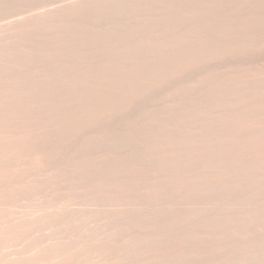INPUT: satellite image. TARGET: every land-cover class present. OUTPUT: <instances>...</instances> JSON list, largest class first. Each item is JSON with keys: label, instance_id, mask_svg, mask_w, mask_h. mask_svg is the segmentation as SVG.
<instances>
[{"label": "rangeland", "instance_id": "rangeland-1", "mask_svg": "<svg viewBox=\"0 0 264 264\" xmlns=\"http://www.w3.org/2000/svg\"><path fill=\"white\" fill-rule=\"evenodd\" d=\"M242 3L243 0H0V37L3 33L4 36L7 33L9 38L12 37V40L7 36L0 38L2 44H0V63L3 66H0V92L4 93L5 91L4 94H0V98L8 95L5 96V100H2L3 103H5L4 101L6 103L3 106L0 103L1 111L5 110V115L0 112L3 114H1L2 117L0 116L2 118H0V122L5 123H1L4 128L10 125L6 129L0 126V133L1 130L4 131L0 134L2 138L4 137L3 139L0 137V142L3 140L0 147L4 145L3 148H5L7 145L11 150L15 145H18L11 150L12 152L9 151L10 153L7 146L5 148L7 151H3L5 150L3 148L0 149V152L6 156L0 153V182L4 181L3 185L0 183V191H2L0 193H7L3 196L0 194L2 197L0 202L8 199L0 203L2 204L0 205V211H2L0 212V224L9 226L2 227L0 225L2 232V234L0 232L2 236V238L0 236V242L4 243L2 239L9 241L5 240L4 246L0 243V247L3 249L0 248L2 250V252L0 250V256H2L0 264H41V262L42 264H59L60 262H62L60 264H264V169H262L264 154H261L264 153L262 147L264 146V136H262L264 133V110H261L264 109V27H260L264 25V0H257L256 3L254 0H244ZM233 10L234 12H232ZM52 13H57L55 15L57 19L53 18ZM56 21L60 26L55 23ZM247 21L250 22V25ZM29 22L32 24L30 25ZM53 22L55 25L52 24ZM15 27L21 31L12 33L15 32L13 31ZM247 29L248 31H246ZM250 31L253 33L251 34ZM235 34H238V37ZM250 37L251 39H249ZM3 39L6 40L3 42ZM212 43L215 44L214 47ZM198 44L202 46L200 47ZM228 46L231 48L230 50ZM228 51L231 53H227ZM173 55L176 56L173 57ZM192 60L194 61L190 62ZM5 68L8 72L10 69L11 72L14 71L16 76L11 72L9 74ZM131 68L133 70H130ZM149 68L152 69L149 70ZM2 69H4L3 72ZM161 70H164L163 73ZM96 72L101 76H97ZM84 74L87 75L84 77ZM138 74H142V77ZM12 75L13 77H11ZM150 75L152 78L149 77ZM27 76L28 78H26ZM107 77L108 79H106ZM137 77L140 78L137 79ZM15 78H18L16 82H14ZM25 78L31 81L28 82ZM99 82H102L101 86ZM29 83L34 86H30ZM64 83L68 87H65ZM38 84L41 85L38 86ZM95 84L97 89L94 87ZM91 85L92 87H90ZM18 86H22V89ZM24 87L25 89H23ZM106 87L109 90L105 89ZM41 89L45 92H42ZM95 89L96 91H94ZM23 90L29 93L26 94ZM63 90L64 92H62ZM95 94L96 97L99 95L97 99H95ZM49 95L53 97L51 98ZM25 100L30 103H25ZM97 102L99 103L96 105ZM61 103L62 105H60ZM17 104L19 108H17ZM25 105L30 106L25 108ZM5 106L8 110L3 109ZM30 107H33L31 112ZM17 109H21L22 113ZM60 111L61 114H59ZM16 114L18 115L16 116ZM32 114L36 116V119ZM12 115L16 116L17 121ZM18 116L22 117L19 119ZM253 117L254 120H251ZM255 117H259L258 120H255ZM9 118L10 120L7 121ZM13 119L15 121L12 122ZM26 119H28L27 122ZM46 121L48 126L45 125ZM20 123H22L21 129ZM27 130L31 133H27ZM13 132L17 135L15 136ZM225 132H229V134ZM5 133L9 135V139ZM19 136H22V139L18 138ZM26 137L30 138L29 142L27 141L29 138ZM181 138L184 140L181 141ZM218 138L221 139L220 142ZM24 139L25 141H22ZM223 139L224 143H222ZM229 140L232 144H229L231 143ZM14 141L18 143L15 144ZM26 141L28 143L24 144ZM199 141L201 142L199 143ZM11 143L15 145L13 144L14 146L11 147ZM195 144L199 146H194ZM32 145L33 147H31ZM179 145H181L180 147L185 146L181 148L182 151H180ZM36 147H39L38 150ZM167 147L169 148L166 149ZM239 148L241 150H238ZM31 150H33L32 154L28 153ZM36 150L40 157L36 153L32 157ZM193 150L195 151L193 152ZM15 151L16 153H14ZM196 151L199 153L197 154ZM233 151L240 152V154H231L234 153ZM5 153L9 155L7 156ZM27 153L30 155H25ZM253 154H255L256 160H254ZM10 155L11 157H9ZM18 155L22 157L19 158L21 162H19ZM191 158H194L192 162ZM188 159L190 160L188 161ZM34 160L36 162L31 163ZM257 160H260V163L256 162ZM248 161L250 162L248 163ZM32 164L33 166L30 168ZM5 165L7 168L4 167ZM256 165L259 166V169ZM79 166L82 167L79 168ZM176 166L180 169H177ZM249 167L250 170L247 169ZM209 169L211 170L209 171ZM16 170L20 172V175ZM22 170L24 172H21ZM256 172L258 175L255 174ZM23 173H27L26 177H22ZM69 173L71 174L69 175ZM73 173H75L74 176H72ZM246 173L247 177H244ZM179 174H183V176ZM162 178L163 180H161ZM253 185L254 187H252ZM6 186L8 190H5ZM122 188L123 190H121ZM18 189L20 193L22 191L21 194L17 191ZM112 189L116 191L113 192ZM182 190L183 193H181ZM123 191L128 194L126 192L124 194ZM43 208L44 210H42ZM7 212L9 215L12 214L9 216ZM260 215L263 217L260 218ZM29 221L31 222L29 223ZM16 222L18 225L15 224ZM24 223L26 224L24 225ZM236 224L238 225L236 226ZM33 227H36L35 231H32ZM141 227L146 230L143 232ZM2 228H5L4 231L9 228L8 231L12 232L13 230V233L4 232ZM43 230L46 236L43 234ZM26 231H29L28 234ZM39 234L41 236L43 234L45 237L43 236V238ZM49 236L50 238H48ZM38 237L40 238L37 240H40L41 245L35 240ZM64 238L67 239L64 240ZM13 241H18V244ZM31 242L33 246L29 245ZM57 245L58 247H56ZM145 250L147 251L145 252ZM162 251L164 255L166 254L165 256ZM31 252L32 254H30ZM156 254H158L157 257ZM31 255L34 259L31 258ZM50 258L53 262L50 261ZM132 258L135 261L131 260ZM17 259L20 261L18 262Z\"/></svg>", "mask_w": 264, "mask_h": 264}, {"label": "bare ground", "instance_id": "bare-ground-1", "mask_svg": "<svg viewBox=\"0 0 264 264\" xmlns=\"http://www.w3.org/2000/svg\"><path fill=\"white\" fill-rule=\"evenodd\" d=\"M254 1H255V3H256L257 0H254ZM259 1H261V0H259ZM99 2H100V1H99ZM103 2H107V1H103ZM103 2H102V3H103ZM249 2H250V1H249ZM243 3H244V0H243ZM243 3H242V4H243ZM240 4H241V3H240ZM258 4H259V3H258ZM263 4H264V3H263ZM226 5H227V3H226ZM245 5H246V4H245ZM245 5H243V6H245ZM250 5H251V4H250ZM259 5H260V4H259ZM261 5H262V4H261ZM239 7L241 8L242 6H239ZM248 7H249V6H248ZM250 7H251V6H250ZM256 7H257V6H256ZM263 7H264V6H263ZM263 7H262V8H263ZM262 8H261V9H262ZM79 9H80V8H79ZM236 9H237V8H236ZM238 9H239V8H238ZM238 9H237V10H238ZM243 9H244V8H243ZM245 9H246V8H245ZM77 10H78V9H77ZM234 10H235V9H234ZM234 10H233L232 12H234ZM240 10H242V9H240ZM249 10H250V8H249ZM70 11H71V10H70ZM74 11H75V9H74ZM242 11H243V10H242ZM246 11H248V10L246 9ZM261 11H262V10H261ZM263 11H264V10H263ZM68 12H69V11H68ZM250 12H251V11H250ZM258 12H259V11H258ZM61 13H62V12H61ZM61 13H59V14H61ZM65 13H66V12H65ZM243 13H244V12H243ZM263 13H264V12H263ZM52 14H53V13H52ZM52 14H51V15H52ZM70 14H71V13H70ZM245 14H247V13H245ZM256 14H257V13H256ZM261 14H262V13H261ZM51 15H50V16H51ZM53 15H54L53 18H55V15H57V13H56V14H53ZM61 15H63V13H62ZM68 15H69V14H68ZM68 15H67V16H68ZM251 15H252V14H251ZM254 15H255V14H254ZM50 16H49V17H50ZM243 16H244V15H243ZM49 17H48V18H49ZM60 17H61V16H60ZM64 17H65V15H64ZM260 17H261V16H260ZM50 18H51V17H50ZM50 18H49V19H50ZM53 18H52V20H54V21H55V19H57V18H55V19H53ZM66 18H67V17H66ZM249 18H250V16H249ZM253 18H255V17L253 16ZM253 18H252V19H253ZM45 19L47 20L46 16H45ZM59 19H60V18H59ZM63 19H64V18H63ZM242 19H243V17H242ZM245 19H247V18H245ZM255 19H256V18H255ZM64 20H65V19H64ZM67 20H68V19H67ZM67 20H66V21H67ZM253 20H254V19H253ZM261 20H262V19H261ZM263 20H264V19H263ZM60 21H62V20H60ZM245 21H246V20H245ZM250 21H251V20H250ZM254 21H255V20H254ZM256 21L258 22V19H257ZM30 22L33 23V21H30ZM30 22H29V23H30ZM36 22H37V21H36ZM41 22H42V24H43V20H42ZM252 22H253V21H252ZM260 22H261V21H260ZM32 23H30V25H31ZM50 23H51V20H50ZM50 23H47V24H50ZM55 23H57V21H56ZM55 23L53 22L52 24L55 25ZM61 23H62V25H63V22H61ZM64 23H66V22H64ZM235 23H237V22H235ZM247 23H248V21H247ZM249 23H250V22H249ZM249 23H248V24H249ZM26 24H27V23H26ZM34 24H35V23H34ZM47 24H46V25H47ZM57 24H58V23H57ZM233 24H234V23H233ZM239 24H240V23H239ZM257 24H258V23H257ZM30 25H28V26H30ZM37 25H38V24H37ZM46 25H45V26H46ZM245 25H246V24H245ZM249 25H250V24H249ZM259 25H260V24H259ZM261 25H262V24H261ZM22 26H25V25L22 24ZM26 26H27V25H26ZM35 26H36V24H35ZM50 26L53 27V25H51V24H50ZM58 26H60V25L58 24ZM234 26H236V25H234ZM246 26H248V25H246ZM246 26H245V27H246ZM20 27H21V26H20ZM41 27H42V26H41ZM56 27H57V26H56ZM236 27H237V26H236ZM242 27H243V26H242ZM260 27L262 28V27H264V25H263V26H260ZM43 28H45V27L43 26ZM43 28H42V29H43ZM62 28H63V27H62ZM238 28H239V27H238ZM249 28H250V27H249ZM261 28H260V29H261ZM54 29H55V26H54ZM57 29H58V27H57ZM57 29H56V30H57ZM59 29H61V28H59ZM229 29H230V28H229ZM234 29H235V28H234ZM243 29H244V28H243ZM260 29H259V30H260ZM24 30L26 31V28H25ZM24 30H22V31H24ZM227 30H228V28H227ZM237 30H239V29H237ZM254 30H255V28H254ZM256 30H257V28H256ZM2 31L4 32V31H6V30H2ZM7 31H8V30H7ZM13 31H15V32H12V31H10V32H12V33H16V31L18 32V31H21V30H19V29H17V27H15V29H14ZM224 31H225V30H224ZM224 31H223V32H224ZM246 31H248V29H247ZM257 31H258V30H257ZM0 32H1V30H0ZM3 32H2V33H3ZM227 32H229V31H227ZM230 32H231V31H230ZM234 32H235V31H234ZM238 32H239V31H238ZM238 32H237V33H238ZM240 32H241V31H240ZM240 32H239V33H240ZM250 32H251V31H250ZM255 32H256V31H255ZM259 32H261V31H259ZM263 32H264V31H263ZM8 33H9V32H8ZM235 33H236V32H235ZM252 33H253V32H251V34H252ZM6 34H7V33H5V36H7ZM224 34H225V33H224ZM227 34H228V33H227ZM245 34H246V32H245ZM249 34H250V33H249ZM256 34H257V33H256ZM262 34H263V33H262ZM10 35H11V34H10ZM13 35H14V34H13ZM13 35H11V36H13ZM212 35H213V34H212ZM235 35H236V34H235ZM237 35H238V34H237ZM237 35H236V36H237ZM239 35H240V34H239ZM241 35H242V34H241ZM243 35H244V33H243ZM2 36H4V33H3ZM2 36L0 37L1 39H2ZM5 36H4V37H5ZM209 36H210V35H209ZM249 36H251V35H249ZM263 36H264V34H263ZM7 37L9 38L10 36L8 35ZM214 37H215V35H214ZM214 37H213V38H214ZM237 37H238V36H237ZM8 38H6V39L8 40ZM11 38H12V37H11ZM11 38H9V39H11ZM244 38H246L245 35H244ZM6 39H3V42H4V40H6ZM28 39H29V38H28ZM249 39H251V37H250ZM252 39H253V38H252ZM11 40H12V39H11ZM16 40H17V39H16ZM208 40H209V39H208ZM210 40H211V39H210ZM210 40H209V41H210ZM244 40H245V39H244ZM1 41H2V40H1ZM8 42H9V41H8ZM10 42H12V41H10ZM48 42H49V41H48ZM213 42H214V40H213ZM5 43H7V42H5ZM5 43H4V44H5ZM15 43H16V42H15ZM18 43H19V42H18ZM54 43H55V42H54ZM203 43H204V42H203ZM209 43H211V42H209ZM214 43H215V42H214ZM0 44H1V43H0ZM57 44H58V43H57ZM212 44H213V43H212ZM212 44H211V45H212ZM1 45H2V44H1ZM198 45H199V44H198ZM214 45H215V44H213V47H214ZM219 45H220V44H219ZM221 45H222V44H221ZM224 45H225V44H224ZM199 46H200V45H199ZM201 46H202V45H201ZM201 46H200V47H201ZM206 46H207V44H206ZM206 46H205V47H206ZM209 47H211V46H209ZM158 48H159V47H158ZM197 48H198V47H197ZM211 48H212V47H211ZM216 48H217V46H216ZM224 48L226 49L227 47H224ZM228 48H229V46H228ZM203 49H204V48H203ZM213 49H214V48H213ZM217 49H218V48H217ZM220 49H221V47H220ZM225 49H224V50H225ZM230 49H231V48H229V50H230ZM3 50H4V49H3ZM10 50H12V49H10ZM157 50H159V49H157ZM160 50H162V49H160ZM165 50H167V49H165ZM200 50H201V49H200ZM205 50L207 51L208 49L206 48ZM210 50H211V49H210ZM171 51H172V50H171ZM219 51H220V50H219ZM222 51H223V50H222ZM159 52H160V51H159ZM165 52H166V51H165ZM187 52H188V51H187ZM202 52H203V51H202ZM214 52H215V50H214ZM217 52H218V51H217ZM220 52H221V51H220ZM225 52H226V51H225ZM161 53H162V55H163V52H161ZM166 53L168 54V52H166ZM166 53H165V54H166ZM169 53H171V52H169ZM193 53H194V52H193ZM204 53H205V52H204ZM212 53H213V52H212ZM227 53H229V51H228ZM230 53H231V52H230ZM230 53H229V54H230ZM165 54H164V55H165ZM171 54H172V53H171ZM171 54H169V55H171ZM194 54H195V53H194ZM208 54H209V53H208ZM213 54H214V53H213ZM222 54H223V52H222ZM225 54H226V53H225ZM184 55H185V54H184ZM210 55H211V54H210ZM214 55H216V54H214ZM166 56H167V55H166ZM175 56H176V55H175ZM175 56L173 55V57H175ZM192 56H193V55H192ZM200 56H201V55H200ZM162 57H163V56H162ZM167 57H169V56H167ZM167 57H166V58H167ZM190 57H191V56H190ZM195 57H196V56H195ZM171 58H172V57H171ZM188 58H189V57H188ZM206 58H207V56H206ZM208 58H209V57H208ZM184 59H185V58H184ZM184 59H183V60H184ZM186 59H187V58H186ZM189 59H190V58H189ZM193 59H194V58H193ZM203 59H204V57H203ZM166 60H167V59H166ZM172 60H173V58H172ZM183 60H182V61H183ZM206 60H207V59H206ZM193 61H194V60H192V61H190V62H193ZM204 61H205V60H204ZM207 61H209V60H207ZM171 62H172V61H171ZM187 62L189 63V61H187ZM197 62H198V59H197ZM197 62H196V63H197ZM184 63H185V61H184ZM174 64H175V63H174ZM192 64H193V63H192ZM11 65H13V63H11ZM14 65H15V64H14ZM168 65H169V63H168ZM187 65H188V64H187ZM194 65H195V64H194ZM0 66H1V63H0ZM16 66H18V65H16ZM108 66H109V65H108ZM108 66H107V67H108ZM162 66H163V65H162ZM170 66H171V64H170ZM174 66H175V65H174ZM174 66H173V67H174ZM1 67H3V66H1ZM1 67H0V68H1ZM10 67L12 68V66H10ZM168 67H169V66H168ZM176 67H177V65H176ZM186 67L190 68L189 66H186ZM102 68H103V67H102ZM105 68H106V66H105ZM110 68H111V67H110ZM110 68H109V69H110ZM138 68H139V67H138ZM155 68H156V67H155ZM161 68H162V67H161ZM165 68H166V66H165ZM170 68H171V67H170ZM188 68H187V69H188ZM15 69H16V68H15ZM18 69H20V68H18ZM144 69L146 70L147 68H144ZM150 69H152V68H149V70H150ZM157 69H158V68H157ZM159 69H160V68H159ZM162 69H163V68H162ZM167 69H168V68H167ZM180 69H182V68H180ZM183 69H184V68H183ZM193 69H194V67H193ZM3 70H4V69H2V72H3ZM5 70H6V68H5ZM13 70H14V69H13ZM13 70H12V71H13ZM102 70L104 71V69H102ZM111 70H112V68H111ZM111 70H110V71H111ZM116 70H117V69H116ZM128 70H129V69H128ZM128 70H127V71H128ZM130 70H133V69L131 68ZM130 70H129V71H130ZM134 70H135V68H134ZM155 70H156V69H155ZM188 70H189V69H188ZM6 71L8 72V70H6ZM6 71H5V72H6ZM140 71H141V70H140ZM140 71H139V72H140ZM161 71H162V70H161ZM163 71H164V70H163ZM163 71H162V73H163ZM173 71H174V69H173ZM5 72H4V73H5ZM9 72H11V69H10ZM9 72H8V73H9ZM108 72H109V71H108ZM113 72H115V71H113ZM117 72H118V71H117ZM125 72H126V71H125ZM135 72H136V71H135ZM142 72H143V71H142ZM144 72H146V71H144ZM147 72H148V71H147ZM151 72H152V70H151ZM166 72H167V70H166ZM170 72H171V71H170ZM4 73H3V75H4ZM12 73L15 74L14 71L11 72V74H12ZM19 73H20V72H19ZM96 73H97V72H96ZM99 73H100V72H99ZM104 73H105V71H104ZM104 73H102V74H104ZM122 73H123V72H122ZM126 73H128V72H126ZM130 73H131V72H130ZM132 73H134V72H132ZM149 73H150V72H149ZM153 73H154V72H153ZM172 73H173V72H172ZM175 73H176V72H175ZM6 74H7V73H6ZM9 74H10V73H9ZM9 74H8V75H9ZM14 74H13V75H14ZM88 74H89V73H88ZM110 74H111V73H110ZM120 74H121V73H120ZM157 74H160V73H157ZM164 74H165V73H164ZM176 74H177V73H176ZM176 74H175V75H176ZM3 75H2V76H3ZM13 75H12L11 77H13ZM85 75H87V74H84V77H85ZM92 75H93V74H92ZM95 75H96V74H95ZM98 75H99V74L97 73V76H98ZM128 75H129V74H128ZM134 75H136V74H134ZM138 75H141V77H142V74H138ZM138 75H137V76H138ZM15 76H16V74H15ZM90 76H91V74H90ZM99 76H101V75H99ZM105 76H106V75H105ZM105 76H104V77H105ZM108 76H109V74H108ZM117 76H118V75H117ZM129 76H130V75H129ZM129 76L125 75V77H128V78H129ZM147 76H148V75H147ZM152 76H153V75H152ZM157 76H159V75H157ZM171 76H172V74H171ZM4 77H6V76H4ZM86 77H87V76H86ZM110 77H111V76H110ZM113 77H114V75H113L111 78L113 79ZM134 77H135V76H134ZM149 77H151V75H150ZM7 78H8V77H7ZM19 78H20V77H19ZM26 78H28V76H27ZM26 78H25V79H26ZM102 78H103V77H102ZM102 78H101V79H102ZM121 78H122V77H121ZM139 78H140V77H139ZM139 78L137 77V79H139ZM151 78H152V77H151ZM169 78H170V77H169ZM11 79H12V78H11ZM20 79H21V78H20ZM75 79H76V78H75ZM81 79H82V78H81ZM89 79H90V78H89ZM106 79H108V77H107ZM116 79H117V78H116ZM5 80H6V79H5ZM5 80H4V81H5ZM7 80H8V79H7ZM7 80H6V81H7ZM17 80H18V78H17V79L15 78V81H14V82H16ZM21 80H23V79H21ZM21 80H20V82H22ZM76 80H77V79H76ZM78 80H79V79H78ZM85 80H86V79H85ZM92 80H93V79H92ZM94 80H95V78H94ZM99 80H100V79H99ZM99 80H98V81H99ZM109 80H110V79H109ZM121 80H122V79H121ZM131 80H132V78H131ZM140 80H141V79H140ZM154 80H155V79H154ZM2 81H3V79H2ZM26 81L30 82L31 80L26 79ZM26 81H25V82H26ZM69 81H70V80H69ZM69 81H68V82H69ZM115 81H116V80H115ZM123 81H124V80H123ZM123 81L121 82L122 84H123ZM141 81H142V80H141ZM263 81H264V80H263ZM20 82H19V84H21ZM32 82L34 83V81H32ZM86 82H87V81H86ZM93 82H94V81H93ZM95 82H96V81H95ZM110 82H111V81H110ZM118 82H119V79H118ZM124 82H125V81H124ZM127 82H128V80L126 81V83H127ZM133 82H134V81H133ZM2 83H3V82H2ZM4 83H5V82H4ZM17 83H18V82H17ZM57 83H58V82H57ZM72 83H73V81H72ZM74 83H75V82H74ZM87 83H88V82H87ZM90 83H92V82H90ZM100 83L102 84V82H99V85L101 86ZM105 83H106V82H105ZM108 83H109V82H108ZM121 83H120V84H121ZM126 83H124V85H125ZM154 83H156V82H154ZM13 84H14V83H13ZM19 84H18V85H19ZM26 84H27V83H26ZM30 84H31V83H29V85H30ZM67 84H68V83H67ZM69 84H70V83H69ZM69 84H68V85H69ZM76 84H78V83H76ZM81 84H82V83H81ZM93 84H94V83H93ZM110 84H111V83H110ZM110 84H109V85H110ZM113 84H114V83H113ZM136 84H137V83H136ZM15 85H16V84H15ZM23 85L25 86L24 83H23ZM35 85H36V83H35ZM39 85H41V84H38V86H39ZM65 85H66V84L64 83V86H65ZM71 85H72V84H71ZM109 85H108V86H109ZM111 85H112V84H111ZM117 85H118V84H117ZM126 85H127V84H126ZM30 86H34V84H33V85H30ZM36 86H37V85H36ZM62 86H63V85H62ZM74 86H75V85H74ZM74 86H73V87H74ZM84 86H86V85H84ZM95 86H97V85L95 84L94 87H95ZM115 86H116V85H115ZM129 86H130V85H129ZM135 86H138V85H135ZM14 87H15V86H14ZM21 87H22V86H21ZM21 87L18 86V88L22 89ZM27 87H28V85H27ZM57 87H58V86H56V88H57ZM65 87H68V86H65ZM79 87H80V86H79ZM81 87H83V86H81ZM87 87H88V85H87ZM90 87H92V85H91ZM103 87H104V85H103ZM111 87H112V86H111ZM113 87H114V86H113ZM12 88H13V87H12ZM12 88H11V89H12ZM16 88H17V87H16ZM16 88H15V89H16ZM18 88H17V89H18ZM28 88H29V87H28ZM31 88H33V87H31ZM58 88H59V87H58ZM83 88H84V87H83ZM88 88H89V87H88ZM88 88H87V89H88ZM95 88H96V87H95ZM99 88H102V87H99ZM122 88H123V87H122ZM129 88H130V87H129ZM132 88H133V87H132ZM23 89H25V87H24ZM26 89H27V88H26ZM35 89H36V88H35ZM73 89H75V88H73ZM76 89H77V88H76ZM76 89H75V90H76ZM79 89H80V88H79ZM96 89H97V88H96ZM96 89H95L94 91H96ZM105 89H108V88L106 87ZM112 89H113V88H112ZM124 89H125V88H124ZM27 90L29 91V89H27ZM30 90H31V89H30ZM41 90H43V89H41ZM41 90H40V91H41ZM68 90H69V89H68ZM98 90H99V89H98ZM108 90H109V89H108ZM133 90H134V89H133ZM9 91H11V90L9 89ZM28 91H27V92H28ZM80 91H81V90H80ZM86 91H87V90H86ZM104 91H106V90H104ZM17 92H18V91H17ZM23 92L27 94L26 90H23ZM23 92H22V95L24 96ZM36 92H38V91H36ZM42 92H45V91L43 90ZM54 92H55V91H54ZM59 92H60V91H59ZM62 92H64V90H63ZM110 92H111V89H110ZM114 92H115V90H114ZM114 92H113V93H114ZM127 92H128V91H127ZM1 93L4 94L5 91H4V93H3V92H0V94H1ZM7 93H10V92H7ZM13 93H14V92H13ZM15 93H16V92H15ZM19 93H20V92H19ZM28 93H29V92H28ZM33 93H34V92H33ZM46 93H49V91H48V92L46 91ZM82 93H83V92H82ZM106 93H109V92L106 91ZM111 93H112V92H111ZM130 93H131V92H130ZM43 94H44V93H43ZM53 94H54V93H53ZM55 94H56V93H55ZM65 94L68 95L69 93H68V94L65 93ZM90 94H91V93H90ZM93 94H94V93H93ZM96 94H97V93H96ZM96 94H95V97H96ZM101 94H102V93H101ZM104 94H105V92H104ZM126 94H127V93H126ZM131 94H132V93H131ZM131 94H130V95H131ZM6 95H7V94H6ZM6 95H5V96H6ZM20 95H21V94H20ZM29 95H30V94H29ZM33 95H36V94H33ZM46 95H47V94H46ZM51 95H52V94H51ZM51 95H49V96H51ZM58 95H59V94H58ZM61 95H62V94H61ZM69 95H70V94H69ZM105 95H106V94H105ZM105 95H104V98H105ZM114 95H115V94H114ZM136 95H138V94H136ZM5 96H4V97H3V96L1 97V98H3V99L0 98V101H1L0 103H2V106H3V104L6 103V101H4L5 103H3V101H2V100H5V99H4ZM7 96H8V95H7ZM14 96H15V94H14ZM26 96H27V95H26ZM56 96H57V95H56ZM75 96H76V95H75ZM75 96H74V97H75ZM91 96H92V95H91ZM98 96H99V95H98ZM98 96H97V97H98ZM108 96H109V95H108ZM111 96H112V95H111ZM9 97L13 99V97H11V96H9ZM9 97H8V98H9ZM16 97H18V96L16 95ZM16 97H15V98H16ZM52 97H53V96H51V98H52ZM60 97H61V96H60ZM64 97H65V96H64ZM70 97H72V96H70ZM83 97H84V96H83ZM97 97H96L95 99H97ZM115 97H116V96H115ZM127 97H128V96H127ZM8 98H7V99H8ZM18 98H19V97H18ZM24 98H25V97H24ZM40 98H41V96H40ZM42 98H43V97H42ZM56 98H57V97H56ZM91 98H92V97H91ZM20 99H21V98H20ZM29 99H31V98H29ZM32 99H33V98H32ZM38 99H39V97H38ZM57 99H58V98H57ZM67 99H69V98H67ZM92 99H93V98H92ZM106 99H107V98H106ZM119 99H121V98L119 97ZM15 100H16V99H15ZM27 100H28V99H27ZM27 100H25V103H30V102H28ZM44 100H45V99H44ZM65 100H66V99H65ZM83 100H86V99L83 98ZM83 100H82V101H83ZM99 100H100V98H99ZM108 100H109V99H108ZM111 100H112V99H111ZM111 100H110V101H111ZM116 100H118V99H116ZM132 100H133V99H132ZM10 101H12V100H10ZM26 101H27V102H26ZM30 101H32V100H30ZM42 101H43V100H42ZM53 101H54V100H53ZM57 101H58V100H57ZM82 101H79V102H82ZM92 101H93V100H92ZM129 101H130V100H129ZM263 101H264V100H263ZM8 102H9V101H8ZM13 102H14V101H13ZM22 102L24 103V101H22ZM59 102H60V101H59ZM87 102H88V100H87ZM87 102H86V103H87ZM101 102H102V100H101ZM101 102H100V103H101ZM131 102H132V101H131ZM258 102H259V101H258ZM261 102H262V101H261ZM9 103H10V102H9ZM14 103H15V102H14ZM17 103H18V102H17ZM25 103H24V104H25ZM31 103H32V102H31ZM35 103H36V102H35ZM56 103H57V102H56ZM73 103H74V102H73ZM92 103H93V102H92ZM98 103H99V102H97L96 105H97ZM106 103H107V101H106ZM259 103H260V102H259ZM262 103H263V102H262ZM24 104H21V105H24ZM33 104H34V103H33ZM33 104H32V105H33ZM76 104H77V103H76ZM80 104H81V103H80ZM108 104H109V103H108ZM255 104H256V103H255ZM7 105H8V104H7ZM7 105H6V106H7ZM9 105H10V104H9ZM12 105H15V104L12 103ZM26 105H27V104H26ZM26 105H25V108L30 106V105H29V106H26ZM32 105H31V106H32ZM60 105H62V103H61ZM71 105H72V104H71ZM73 105H74V104H73ZM82 105H83V104H82ZM100 105H101V104H100ZM100 105H98V106H100ZM102 105H103V104H102ZM105 105H106V104H105ZM256 105H257V104H256ZM258 105H260V104H258ZM263 105H264V104H263ZM2 106H0V112H2V111H1V110H2V109H1ZM6 106H5L3 109H7V110H8V108H7L8 106H7V107H6ZM10 106H11V105H10ZM17 106H18V104H17ZM77 106H78V105H77ZM86 106H87V104H86ZM261 106H262V105H261ZM11 107L14 108V106H11ZM11 107H10V108H11ZM34 107H36V106H34ZM63 107H64V106H63ZM65 107H66V106H65ZM79 107H80V106H79ZM93 107H94V106H93ZM106 107H108V106L106 105ZM106 107H105V108H106ZM256 107H257V106H256ZM259 107H260V106H259ZM17 108H19V106H18ZM31 108H33V107H30V112H31ZM68 108H72V107H68ZM21 109H22V108H21ZM21 109H20V110H21ZM28 109H29V108H28ZM63 109H64V108H63ZM63 109H62V110H63ZM87 109H89V108H87ZM94 109H95V108H94ZM253 109H254V108H253ZM253 109H252V110H253ZM257 109L259 110V108H257ZM260 109H261V107H260ZM15 110H16V108H15ZM15 110H13V111H15ZM18 110H19V109H17V111H18ZM20 110H19V112H20ZM23 110H24V109H23ZM32 110H33V109H32ZM96 110H97V109H96ZM258 110H257V111H258ZM261 110L263 111L264 109H261ZM4 111H5V110H4ZM4 111L2 112L3 114H4ZM9 111H12V110H9ZM9 111H8V112H9ZM13 111H12V112H13ZM24 111H25V110H24ZM26 111H27V110H26ZM64 111H66V110H64ZM71 111H72V110H71ZM76 111H78V110H76ZM84 111H85V109H84ZM253 111H254V110H253ZM262 111H261V113H262ZM19 112H17V113H19ZM69 112H70V111H69ZM72 112H73V111H72ZM74 112H75V110H74ZM81 112H82V111H81ZM98 112H99V110H98ZM263 112H264V111H263ZM2 113H0V116H1V117H2V115H3ZM5 113H6V112H5ZM14 113H15V112H14ZM20 113H22V110H21ZM20 113H19V114H20ZM23 113H24V112H23ZM25 113H26V112H25ZM33 113H34V112H33ZM62 113H63V112H62ZM78 113H79V112H78ZM82 113H83V112H82ZM82 113H81V114H82ZM87 113H88V112H86V114H87ZM99 113H100V112H99ZM254 113L256 114L257 112L255 111ZM1 114H2V115H1ZM6 114H7V113H6ZM8 114H11V113H8ZM27 114H28V112H27ZM59 114H61V111H60ZM81 114H80V115H81ZM88 114H89V113H88ZM243 114H244V113H243ZM246 114H247V113H246ZM255 114H254V115H255ZM4 115H5V114H4ZM17 115H18V114H16V116H17ZM24 115H25V114H23V116H24ZM32 115H33V114H32ZM66 115H67V114H66ZM73 115H74V114H73ZM75 115H76V114H75ZM84 115H85V114H84ZM89 115H90V114H89ZM238 115L240 116V114H238ZM238 115H237V116H238ZM12 116H15V115H12ZM12 116H11V117H12ZM16 116L14 117L15 119H16ZM34 116H35V115H33V117H34ZM62 116H63V115H62ZM91 116H92V115H91ZM239 116H238V117H239ZM256 116H257V115H256ZM1 117H0V118H1ZM5 117H6V116H5ZM18 117H19V116H18ZM18 117H17V118H18ZM21 117H22V116H21ZM21 117H19V119H20ZM27 117H28V116H27ZM33 117L31 116V118H33ZM37 117H38V116H37ZM69 117H70V116H69ZM71 117H72V116H71ZM75 117H76V116H75ZM75 117H74V120H75ZM79 117H80V116H79ZM82 117H83V115H82ZM242 117H243V116H242ZM24 118H26V117L24 116ZM28 118H29V117H28ZM62 118H63V117H62ZM72 118H73V117H72ZM77 118H78V116H77ZM83 118H84V117H83ZM243 118H244V117H243ZM243 118H242V119H243ZM258 118H259V117H258ZM258 118L255 117V120H258ZM1 119H2V118H1ZM11 119H12V118H11ZM29 119H30V118H29ZM35 119H36V116H35ZM39 119H40V118H39ZM69 119H71V118H69ZM87 119H88V117H87ZM238 119H239V118H238ZM238 119H237V120H238ZM245 119H246V118H245ZM6 120H7V119H6ZM9 120H10V118H9L7 121H9ZM27 120H28V119H26V122H27ZM61 120H62V119H61ZM61 120H60V121H61ZM251 120H254V117H253V119H251ZM0 121H1V120H0ZM13 121H15V120L13 119L12 122H13ZM16 121H17V119H16ZM38 121H39V120H38ZM48 121H49V120H48ZM232 121H234V120H232ZM20 122H21V121H20ZM50 122H51V121H50ZM50 122H49V124H50ZM62 122H63V121H62ZM72 122H73V120H72ZM255 122H256V121H255ZM263 122H264V120H263ZM1 123H4V122H0V126H1ZM7 123H8V122H7ZM9 123H10V122H9ZM22 123H23V122H22ZM22 123H20V129H21V126H22L21 124H22ZM28 123H29V122H28ZM31 123H32V122H31ZM35 123H37V122H35ZM46 123H47V121H46ZM60 123H61V122H60ZM65 123H67V122H65ZM65 123H64V124H65ZM256 123H257V122H256ZM259 123H260V122H259ZM259 123H258V124H259ZM4 124H5V123H4ZM18 124H19V123H18ZM26 124H27V123H26ZM40 124H41V123H40ZM40 124H39V125H40ZM51 124H52V123H51ZM64 124H63V125H64ZM252 124H253V123H252ZM258 124H257V126H258ZM260 124H261V123H260ZM263 124H264V123H263ZM14 125H15V124H14ZM29 125H30V124H29ZM31 125H32V124H31ZM37 125H38V124H37ZM45 125L48 126V123L45 124ZM66 125H67V124H66ZM8 126H10V125H8ZM8 126H7L6 128H8ZM27 126H28V125H27ZM43 126H44V124H43ZM43 126H42V127H43ZM47 126H46V127H47ZM69 126H70V125H69ZM243 126H244V125H243ZM260 126H261V125H260ZM1 127H2V126H1ZM12 127H14V126H12ZM23 127H25V126H23ZM36 127H37V126H36ZM36 127H33V129H34V128L36 129ZM42 127H41V129H42ZM49 127H50V126H49ZM258 127H259V126H258ZM258 127H257V128H258ZM263 127H264V125H263ZM2 128H3V129H6V128H4V127H2ZM10 128H11V127H10ZM10 128H9V129H10ZM17 128H18V126H17ZM63 128H66V127H63ZM69 128H70V127H69ZM239 128H241V127H239ZM254 128H255V126H254ZM259 128H260V127H259ZM261 128H262V127H261ZM0 129H1V128H0ZM13 129H15V128H13ZM23 129H26V128H23ZM27 129H29V128H27ZM33 129H32V130H33ZM61 129H62V128H61ZM66 129H67V128H66ZM244 129H245V128H244ZM262 129H263V128H262ZM68 130H69V129H68ZM228 130H229V129H228ZM238 130H239V129H238ZM255 130H256V129H255ZM6 131H7V130H6ZM8 131H9V130H8ZM10 131H11V130H10ZM37 131H38V130H37ZM247 131H248V130H247ZM250 131H251V130H250ZM2 132H4V131L1 130V133H2ZM261 132H262V130H261ZM1 133H0V134H1ZM7 133L9 134V132H7ZM10 133H11V132H10ZM27 133H31V132H28V130H27ZM33 133H34V132H33ZM225 133H228V134H229V132H225ZM241 133H242V132H241ZM253 133H255V132H253ZM257 133H258V132H257ZM5 134H6V133H5ZM8 134H6V135H8ZM13 134H14V132H13ZM220 134H221V133H220ZM2 135H3V134H2ZM14 135L16 136L17 134H14ZM18 135H19V134H18ZM23 135H24V134H23ZM23 135H22V136H23ZM32 135H33V134H32ZM246 135H247V134H246ZM249 135H250V134H249ZM11 136H13V135H11ZM22 136H19L18 138H21V139H22ZM34 136H35V133H34ZM262 136H264V133H263ZM0 137H1V135H0ZM5 137H6V136H5ZM218 137H219V136H218ZM222 137H223V136H222ZM230 137H231V136H230ZM233 137H234V136H233ZM254 137L256 138L257 136H254ZM259 137H261V136L259 135ZM259 137H258V140H259ZM1 138H2V137H1ZM3 138H4V137H3ZM3 138H2V139H3ZM7 138L9 139V135H8ZM7 138H6V139H7ZM10 138H12V137H10ZM14 138H15V137H14ZM16 138H17V137H16ZM26 138H27V137H26ZM28 138H29V137H28ZM28 138H27V139H28ZM30 138H31V135H30ZM30 138H29V140H27L28 142L30 141ZM201 138H203V137H201ZM204 138H205V137H204ZM220 138H221V137H220ZM220 138H218V139H220ZM224 138H225V137H224ZM263 138H264V137H263ZM32 139L34 140V138H32ZM32 139H31V141H32ZM37 139H38V138H37ZM37 139H35V140H37ZM231 139H233V138H231ZM10 140H11V139H10ZM14 140H15V139H14ZM16 140H18V139H16ZM180 140L182 141V140H184V138H183V139L181 138ZM180 140H179V141H180ZM200 140H202V139H200ZM233 140H234V139H233ZM240 140H241V139H240ZM242 140H243V139H242ZM244 140H245V139H244ZM2 141H3V140H2ZM2 141H1V142H2ZM4 141H5V140H4ZM12 141H13V140H12ZM12 141H11V142H12ZM22 141H25V139L22 140ZM27 141L24 142V144L28 143ZM155 141H156V140H155ZM157 141H159V140L157 139ZM220 141H221V139L219 140V142H220ZM229 141H230V140H229ZM235 141L237 142V141H239V140L235 139ZM256 141H257V139H256ZM1 142H0V143H1ZM8 142H9V140H8ZM14 142H15V141H14ZM32 142H33V141H32ZM177 142H178V141H177ZM193 142H194V141H193ZM196 142H197V141H196ZM200 142H201V141H199V143H200ZM207 142H208V141H207ZM226 142H228V141H226ZM230 142H231V141H230ZM16 143H18V142H15V144H16ZM20 143H21V140H20ZM30 143H31V142H30ZM30 143H29V145H31ZM36 143H37V141H36ZM154 143H155V142H154ZM158 143H159V142H158ZM183 143L185 144L186 142H183ZM187 143H188V142H187ZM203 143H205V142H203ZM208 143H209V142H208ZM222 143H224V139H223V142H222ZM233 143H234V142H233ZM239 143H240V141H239ZM263 143H264V142H263ZM1 144H3V143H1ZM5 144H6V142H5ZM11 144H12V143H11ZM13 144H14V143H13ZM13 144H12L11 147H13V146L15 145V144H14V145H13ZM24 144H23V145H24ZM34 144H35V142H34ZM155 144H156V143H155ZM163 144H164V143H163ZM191 144H192V143H191ZM225 144H226V143H225ZM225 144H224V145H225ZM229 144H232V142L229 143ZM242 144H243V143H242ZM244 144H245V143H244ZM9 145H10V144H9ZM158 145H159V144H158ZM200 145H201V144H200ZM210 145H211V144H210ZM220 145H222V144H220ZM224 145H223V146H224ZM226 145H227V144H226ZM240 145H241V144H240ZM247 145H248V143H247ZM260 145H261V144H260ZM6 146H7V145H5V148H6ZM15 146H16V145H15ZM15 146L13 147V149L16 148L18 145H17L16 147H15ZM21 146H22V145H21ZM159 146H160V145H159ZM168 146H169V145H168ZM180 146H181V145H179V148H180V149L183 148V147H185V146H183V147H180ZM189 146H191V145H189ZM194 146H199V145H196V144H195ZM201 146H202V145H201ZM205 146H206V145H205ZM236 146H237V145H236ZM244 146H245V145H244ZM244 146H243V147H244ZM3 147H4V145H3L2 147H0V149L3 148ZM25 147H27V146H25ZM31 147H33V145H32ZM31 147H30V148H31ZM160 147H161V146H160ZM164 147H165V145H164ZM169 147H170V146H169ZM169 147H167L166 149H168ZM173 147H174V146H173ZM203 147H204V146H203ZM207 147H208V144H207ZM211 147H212V146H211ZM248 147H249V146H248ZM260 147H261V146H260ZM260 147H259V148H260ZM262 147L264 148V146H262ZM5 148H3V149H5ZM8 148H9V146H7V150H8V152L11 151V150H13L12 148H11V150H9L10 148H9V149H8ZM19 148H20V147H19ZM38 148H39V147H36L37 150H38ZM156 148H157V147H156ZM158 148H159V147H158ZM161 148H163V146H162ZM187 148H188V147H187ZM189 148H190V147H189ZM193 148H194V147L192 146V149H193ZM196 148H197V147H196ZM209 148H210V147H209ZM225 148H226V147H225ZM232 148H233V146H232ZM232 148H231V149H232ZM236 148H237V147H236ZM241 148H242V147H241ZM241 148H239L238 150H241ZM259 148H258V149H259ZM31 149H32V148H31ZM33 149H34V148H33ZM175 149H176V147H175ZM192 149H190V150L192 151ZM200 149H201V148H200ZM204 149H205V148H204ZM207 149H208V148H207ZM227 149H228V148H227ZM243 149H244V148H243ZM7 150L5 149V150H3V151H7ZM18 150H19V149H18ZM37 150L34 151V154L32 155V157L35 156V153L37 152ZM40 150H41V149H40ZM42 150H43V148H42ZM42 150H41V151H42ZM44 150H45V149H44ZM169 150H170V149H169ZM173 150H174V149H173ZM176 150H178V148H177ZM185 150H186V149H185ZM221 150H222V149H221ZM221 150H220V151H221ZM228 150H229V149H228ZM233 150H235V149H233ZM236 150H237V149H236ZM244 150H245V149H244ZM256 150H257V149H256ZM263 150H264V149H263ZM1 151H2V150H1ZM3 151H2V152H3ZM16 151H17V149H16ZM16 151H15L14 153H16ZM19 151H20V150H19ZM26 151H27V150H26ZM26 151H25V152H26ZM32 151H33V150H31V151L28 152V153L32 154V153H31ZM164 151H165V150H164ZM180 151H182V149H181ZM187 151H188V150H187ZM194 151H195V150H193V152H194ZM254 151H255V150H254ZM258 151H259V150H258ZM11 152H12V151H11ZM20 152H21V151H20ZM161 152H162V149H161ZM172 152H174V151H172ZM193 152H192V154H193ZM196 152H197V151H196ZM222 152H224V151H222ZM231 152H232V151H231ZM233 152H234V153H231V154H234V155H235V154H240V152H239V153H237L236 151H233ZM235 152H236V153H235ZM247 152H248V151H247ZM262 152H263V151H262ZM0 153H1V152H0ZM3 153H4V152H3ZM9 153H10V152H9ZM28 153L25 154V155H28ZM38 153H41V152L38 151ZM166 153H167V152H166ZM185 153H186V151H185ZM198 153H199V152H197V154H198ZM203 153H204V151H203ZM203 153H202V155H203ZM218 153H219V152H218ZM253 153H255V152H253ZM1 154H2V153H1ZM1 154H0V155H1ZM5 154H6V153H5ZM18 154H19V153H18ZM23 154H24V153H23ZM23 154H21V155H23ZM30 154H29V155H30ZM36 154H37V153H36ZM45 154H46V153H45ZM162 154H163V152H162ZM164 154H165V153H164ZM169 154H170V153H169ZM192 154H190V155H192ZM206 154H207V153H206ZM227 154H228V153H227ZM241 154H242V153H241ZM259 154H260V153H259ZM261 154H264V153H261ZM2 155H3V154H2ZM6 155L8 156L9 154L7 153ZM12 155H13V153H12ZM19 155H20V154H19ZM19 155L17 156L18 159H19V158H22L21 156L19 157ZM29 155H28V156H29ZM37 155L40 157L39 154H37ZM48 155H49V154H48ZM194 155H195V153H194ZM194 155H192V156L194 157ZM200 155H201V154H200ZM202 155H201V156H202ZM219 155H220V154H219ZM251 155H252V154H251ZM253 155H254L253 157L255 158L254 160H256V156H255V154H253ZM256 155H257V152H256ZM3 156H5V155H3ZM14 156H15V154H14ZM50 156H51V154H50ZM52 156H53V155H52ZM187 156H188V155H187ZM192 156H191V157H192ZM203 156H204V155H203ZM203 156H202V158H204ZM207 156H208V155H207ZM229 156H230V155H229ZM259 156H260V155H259ZM5 157H6V156H5ZM9 157H11V155H10ZM23 157H24V155H23ZM32 157H31V158H32ZM41 157H42V156H41ZM199 157H200V156H199ZM238 157H239V155H238ZM249 157H250V156H249ZM12 158H13V157H12ZM27 158H28V157H27ZM187 158H189V157H187ZM218 158H219V157H218ZM218 158H217V159H218ZM250 158H251V157H250ZM258 158H259V157H258ZM2 159H4V158L2 157ZM5 159H6V158H5ZM7 159H8V158H7ZM32 159H35V158H32ZM36 159H39V158L36 157ZM41 159H42V158H41ZM41 159H40V160H41ZM48 159H49V158H48ZM191 159H192V158H191ZM193 159H194V158H193ZM193 159L191 160V162L193 161ZM219 159H221V158H219ZM233 159H234V158H233ZM247 159H249V158H247ZM247 159H246V162H247ZM10 160H12V159H10ZM14 160H15V159H14ZM26 160H27V159H26ZM28 160H29V159H28ZM44 160H45V159H44ZM184 160H185V159H184ZM189 160H190V159H188V161H189ZM241 160H242V159H241ZM261 160H263L262 157H261ZM1 161H2V160H1ZM16 161H17V159H16ZM222 161H223V160H222ZM243 161H244V160H243ZM259 161H260V160H259ZM259 161L257 160L256 162L260 163ZM263 161H264V160H263ZM8 162H9V160L7 161V163H8ZM14 162H15V161H14ZM19 162H21L20 159H19ZM23 162H24V161H23ZM35 162H36V161L34 160V162H31V163L34 164ZM39 162H40V161H39ZM71 162H72V161H71ZM71 162H70V163H71ZM183 162H184V161H183ZM238 162H239V160H238ZM249 162H250V161H248V163H249ZM251 162H252V161H251ZM253 162H254V161H253ZM253 162H252V163H253ZM4 163H5V160H4ZM7 163H6V164H7ZM40 163H41V162H40ZM72 163H73V162H72ZM102 163H103V162H102ZM171 163H172V162H171ZM173 163H174V161H173ZM173 163H172V164H173ZM187 163H188V162H187ZM241 163H242V162H241ZM241 163H240V164H241ZM258 163H257V164H258ZM261 163H263V162H261ZM9 164L12 165L11 163H9ZM17 164H19V163H17ZM25 164H26V163H25ZM29 164H30V162L28 163V165H29ZM33 164L31 165L30 168H32ZM98 164H99V163H98ZM184 164H185V163H184ZM184 164H183V165H184ZM234 164H235V163H234ZM240 164H239V165H240ZM242 164H243V163H242ZM242 164H241V165H242ZM246 164H247V163H246ZM254 164H255V163H254ZM254 164H253V166L255 167ZM10 165H9L8 167L10 168V171H11V167H10ZM21 165H22V164H21ZM21 165H20V166H21ZM42 165H43V164H41V166H42ZM69 165H71V164H69ZM79 165H80V163H79ZM175 165H176V164H175ZM231 165H232V164H231ZM236 165H237V163H236ZM239 165H238V166H239ZM241 165H240V166H241ZM248 165H249V164H248ZM260 165H262V164H260ZM1 166H2V165H1ZM6 166H7V165H5L4 167H6ZM16 166H17V165H16ZM22 166H24V165H22ZM43 166H44V165H43ZM45 166H46V165H45ZM74 166H75V164H74ZM169 166H171V165H169ZM172 166H173V165H172ZM177 166H178V165H177ZM177 166H176V168H177ZM187 166H188V165H187ZM220 166H221V165H220ZM238 166H237V167H238ZM240 166H239V167H240ZM256 166H257V168L259 167L258 165H256ZM2 167H3V166H2ZM35 167H36V165H35ZM38 167H40V166L38 165ZM66 167H67V166H66ZM81 167H82V166H81ZM81 167L79 166V168H81ZM180 167H181V166H180ZM185 167H186V166H185ZM237 167H236V168H237ZM262 167H263L262 169H264V166H263V165H262ZM0 168H1V167H0ZM6 168H7V167H6ZM6 168H4V169H6ZM16 168H17V167H16ZM36 168H37V167H36ZM40 168H41V167H40ZM77 168H78V167H77ZM176 168H175V169H176ZM223 168H224V167H223ZM234 168H235V166H234ZM27 169H28V167H27ZM68 169H69V168H68ZM170 169H171V168H170ZM177 169H180V168L178 167ZM183 169H184V167H183ZM224 169H225V168H224ZM247 169L250 170V167L247 168ZM254 169H255V168H254ZM258 169H259V168H258ZM1 170H2V169H1ZM17 170H18V169H17ZM17 170H16V171H17ZM24 170L26 171L25 168H24ZM24 170H22L21 172H24ZM78 170H79V169H78ZM181 170H182V169H181ZM210 170H211V169H209V171H210ZM219 170H220V169H219ZM245 170H246V169H245ZM245 170H244V172H245ZM252 170H253V169H252ZM255 170H256V169H255ZM6 171H8V170H6ZM16 171H15V172H16ZM76 171H77V170H76ZM171 171H173V170H171ZM177 171H178V170H177ZM220 171H221V170H220ZM224 171H225V170H224ZM259 171H260V170H259ZM259 171H257V172H259ZM3 172H4V171H3ZM12 172H14V171H12ZM17 172H19V171H17ZM71 172H73V171H71ZM181 172H182V171H181ZM217 172H218V169H217ZM247 172H248V170H247ZM250 172H251V171H250ZM252 172H253V171H252ZM257 172L255 173L256 175H258ZM262 172H263V171H262ZM262 172H261V173H262ZM4 173H6V172H4ZM7 173H9V172H7ZM76 173H77V172H76ZM78 173H79V172H78ZM78 173H77V174H78ZM134 173H136V172H134ZM177 173H178V172H177ZM14 174H15V173H14ZM23 174H24V175H22V177H23V176L26 177V174H27V173H26V174L23 173ZM70 174H71V173H69V175H70ZM74 174H75V173H73L72 176H74ZM140 174H141V173H140ZM145 174H146V173H145ZM194 174H195V173H194ZM221 174H222V173H221ZM250 174H252V173H250ZM250 174H249V175H250ZM3 175H4V174H3ZM6 175H7V174H6ZM8 175H9V174H8ZM19 175H20V172H19ZM143 175H144V174H143ZM179 175H180V176H181V175L183 176V174H179ZM242 175H243V174H242ZM244 175H246V176H244ZM244 175H243L244 177H247V173L244 174ZM259 175L261 176V174H259ZM1 176H2V175H1ZM135 176H136V175H135ZM138 176H139V174H138ZM173 176H174V174H173ZM4 177L6 178L5 175H4ZM17 177H18V176H17ZM19 177H21V176H19ZM141 177H142V176H141ZM177 177H179V176H177ZM1 178H2V177H1ZM7 178H8V176H7ZM14 178H15V177H14ZM175 178H176V176H175ZM183 178H184V177H183ZM251 178H252V177H251ZM8 179H9V178H8ZM8 179H7V180H8ZM19 179H20V178H19ZM21 179H22V178H21ZM172 179H173V178H172ZM259 179H260V178H259ZM10 180H11V178H10ZM17 180H18V178H17ZM161 180H163V178H162ZM161 180H160V181H161ZM170 180H171V179H170ZM176 180H177V179H176ZM179 180H180V179H179ZM246 180H248V179H246ZM261 180H262V178H261ZM15 181H16V180H15ZM23 181H24V179H23ZM44 181H45V180H44ZM249 181H250V180H249ZM251 181H252V180H251ZM255 181H258V180H255ZM2 182H4V181L2 180L0 183L2 184ZM5 182H6V181H5ZM45 182H46V181H45ZM163 182H164V181H163ZM163 182H162V183H163ZM165 182H166V181H165ZM178 182H179V181H178ZM247 182H248V181H247ZM262 182H263V181H262ZM7 183H8V182H7ZM9 183H10V181H9ZM9 183H8V184H9ZM13 183H14V181H13ZM13 183H12V184H13ZM118 183H119V182H118ZM124 183H125V182H124ZM185 183H186V182H185ZM185 183H184V184H185ZM249 183H250V182H249ZM249 183H248V184H249ZM252 183H253V182H252ZM254 183H255V182H254ZM254 183H253V184H254ZM3 184H4V183H3ZM3 184H2V185H3ZM5 184H6V183H5ZM19 184H20V183H19ZM23 184H24V183H23ZM26 184H27V183H26ZM30 184H31V183H30ZM38 184H39V182H38ZM119 184H120V183H119ZM122 184H123V183H122ZM172 184H173V183H172ZM184 184H183V185H184ZM250 184H251V183H250ZM256 184H257V183H256ZM256 184H255V185H256ZM6 185H7V184H6ZM13 185H14V184H13ZM28 185H29V184H28ZM126 185H127V184H126ZM129 185H130V184H129ZM129 185H128V186H129ZM166 185H167V184H166ZM176 185H177V183H176ZM178 185H179V184H178ZM191 185H192V184H191ZM246 185H247V184H246ZM246 185H245V186H246ZM257 185H258V184H257ZM259 185H260V184H259ZM7 186H8V185H7ZM7 186H6L5 190H6V189L8 190ZM14 186H15V185H14ZM33 186H34V185H33ZM41 186H42V185H41ZM109 186H110V185H109ZM111 186H112V185H111ZM128 186H126V187L128 188ZM130 186H131V185H130ZM168 186H169V184H168ZM172 186H173V185H172ZM189 186H190V185H189ZM247 186H248V185H247ZM20 187H21V186H20ZM25 187H27V186H25ZM35 187H36V186H35ZM37 187H38V186H37ZM103 187H105V186H103ZM114 187H115V186H114ZM169 187H170V186H169ZM174 187H176V186H174ZM180 187H181V186H180ZM183 187H184V186H183ZM252 187H254V185H253ZM11 188H12V186H11ZM11 188H10V189H11ZM17 188H18V187H17ZM23 188H24V187H23ZM27 188H28V187H27ZM42 188H43V187H42ZM112 188H113V187H112ZM127 188H126V189H127ZM191 188H192V187H191ZM14 189H15V188H14ZM24 189H25V188H24ZM34 189H35V188H34ZM36 189H37V188H36ZM97 189H98V188H97ZM101 189H102V187H101ZM173 189H175V188H173ZM177 189H178V188H177ZM177 189H176V190H177ZM181 189H183V188H181ZM188 189H189V188H188ZM30 190H31V187H30ZM42 190H43V189H42ZM112 190H113V189H112ZM112 190H111V191H112ZM121 190H123V188H122ZM9 191H10V190H9ZM11 191H13V190H11ZM17 191L20 193V190H19V189H18ZM26 191H27V190H26ZM26 191H25V192H26ZM37 191H38V190H37ZM40 191H41V188H40ZM115 191H116V190H113V192H115ZM126 191H128V190H126ZM126 191H123V193L125 194ZM243 191H244V190H243ZM0 192H2V191H0ZM6 192H7V191H6ZM30 192H31V191H30ZM33 192H34V190H33ZM33 192H32V193H33ZM62 192H63V191H62ZM100 192H101V191H100ZM106 192H107V191H106ZM106 192H105V193H106ZM176 192H177V191H176ZM187 192H188V191H187ZM14 193H16V192H14ZM21 193H22V191H21ZM21 193H20V194H21ZM35 193H36V192H35ZM35 193H34V194H35ZM38 193H39V192H38ZM103 193H104V192H103ZM109 193H110V192L108 191V194H109ZM126 193H127V192H126ZM178 193H180V192H178ZM181 193H183V190H182ZM181 193H180V194H181ZM0 194H1V193H0ZM4 194H7V193H4ZM4 194H1V195L3 196ZM8 194H9V193H8ZM11 194H12V193H11ZM111 194H112V193H111ZM127 194H128V193H127ZM175 194H176V193H175ZM175 194H174V195H175ZM180 194H179V195H180ZM230 194H231V193H230ZM16 195H17V193H16ZM106 195H107V194H106ZM6 196H7V195H6ZM52 196H53V195H52ZM108 196H109V195H108ZM110 196H111V195H110ZM110 196H109V197H110ZM113 196H114V194H113ZM176 196H177V195H176ZM118 197H119V195L117 196V198H118ZM1 198H2V197H0V199H1ZM114 198H115V196H114ZM3 199H4V198H3ZM6 200H8V199L6 198L5 200H2L0 203H3V201H6ZM118 201H119V200H118ZM121 201H122V200H121ZM6 203H7V202H6ZM0 205H2V204H0ZM4 205H6V204H4ZM7 205H9V204L7 203ZM124 205H125V204H124ZM124 205H123V206H124ZM46 206H47V205H46ZM125 206H126V205H125ZM127 206H128V205H127ZM6 208H8V207H6ZM45 208H46V207H45ZM122 208H123V207H122ZM124 208H125V207H124ZM2 209H3V208H2ZM34 209H35V208H34ZM51 209H52V208H51ZM3 210H6V209L4 208ZM42 210H44V208H43ZM42 210H41V211H42ZM45 210H46V209H45ZM53 211H54V210H53ZM61 211H62V210H61ZM0 212H2V211H0ZM35 212H36V210H35ZM46 212H47V211H46ZM63 212H64V211H63ZM63 212H62V213H63ZM66 212H67V211H66ZM32 213H33V212H32ZM57 213H58V212H57ZM57 213H56V214H57ZM11 214H12V213H11ZM11 214H10V215H11ZM40 214H41V213H40ZM47 214H48V213H47ZM51 214H52V212H51ZM54 214H55V213H54ZM60 214H61V213H60ZM65 214H66V213H65ZM261 214H262V213H261ZM0 215H1V213H0ZM7 215H9L8 212H7ZM10 215H9V216H10ZM13 215H14V214H13ZM29 215H30V214H29ZM32 215H33V214H32ZM44 215L46 216L45 213H44ZM52 215H53V214H52ZM52 215H51V216H52ZM2 216H3V215H2ZM14 216H15V215H14ZM51 216H50V217H51ZM60 216H61V215H60ZM60 216H59V218H60ZM65 216H66V215H65ZM260 216H261V215H260ZM263 216H264V215H263ZM263 216H261L260 218H262ZM0 217H1V216H0ZM34 217H35V216H34ZM39 217H40V216H39ZM42 217H43V214H42ZM57 217H58V216H57ZM63 217H64V216H63ZM63 217H62V218H63ZM19 218H20V217H19ZM30 218H31V217H30ZM8 219H9V218H8ZM16 219H17V218H16ZM21 219H22V218H21ZM40 219H42V218H40ZM56 219H57V218H56ZM168 219H169V218H168ZM0 220H1V218H0ZM5 220H7V219L5 218ZM12 220H13V222H14V219H12ZM25 220H26V219H25ZM30 220H31V219H30ZM51 220H52V219H51ZM51 220H48V221H51ZM58 220L61 221L60 219H58ZM22 221H24V220H22ZM45 221H46V220H45ZM59 221H58V222H59ZM165 221H166V220H165ZM165 221H164V222H165ZM2 222L4 223L5 221H2ZM6 222H7V221H6ZM10 222H11V221H10ZM13 222H12V223H13ZM27 222H28V221H27ZM30 222H31V221H29V223H30ZM40 222H41V221H40ZM52 222H53V221H52ZM169 222H171V221H169ZM172 222H173V221H172ZM230 222H231V220H230ZM232 222H233V221H232ZM18 223H19V222H18ZM21 223H22V222H21ZM21 223H20V224H21ZM46 223H47V222H46ZM46 223H45V224H46ZM53 223H55V222H53ZM53 223H52V224H53ZM167 223H168V222H167ZM1 224H2V223H1ZM1 224H0V225H1ZM8 224H9V223H8ZM15 224L18 225L17 222H16ZM25 224H26V223H24V225H25ZM37 224H38V223H37ZM42 224H43V223H42ZM42 224H41V225H42ZM45 224H44V225H45ZM156 224H157V223H156ZM156 224H154V225H156ZM158 224H159V223H158ZM163 224H164V223H163ZM238 224H239V223H238ZM238 224H236V226H237ZM4 225H6V224H3V226H4ZM13 225H14V224H13ZM22 225H23V224H22ZM28 225H29V224H28ZM38 225H39V224H38ZM44 225H43V226H44ZM46 225L51 226V225H49V224H46ZM55 225H56V224H55ZM57 225H58V224H57ZM160 225H161V224H160ZM160 225H159V226H160ZM233 225H235V224H233ZM1 226H2V225H1ZM3 226H2V227H3ZM6 226H7V225H6ZM34 226H35V225H34ZM52 226H53V225H52ZM136 226H137V225H136ZM7 227H9V226H7ZM7 227H6V228H7ZM18 227H20V226H18ZM23 227H24V226H23ZM27 227H28V226H27ZM30 227H31V226H30ZM40 227L42 228V226H39V228H40ZM129 227H130V226H129ZM152 227H153V225H152ZM170 227H171V226H170ZM173 227H174V225H173ZM241 227H243V226H241ZM11 228H14V227L11 226ZM11 228H10V230H11ZM24 228H25V227H24ZM33 228H34V230H32V231H35V228H36V227H33ZM48 228H49V227H48ZM51 228H52V227H51ZM66 228H68V227H66ZM69 228H70V227H69ZM69 228H68V229H69ZM71 228H72V227H71ZM137 228H138V226H137ZM137 228H136V229H137ZM146 228H147V227H146ZM153 228H155V227H153ZM158 228H159V227H158ZM158 228H157V229H158ZM2 229H3V230H2ZM2 229H1V230L4 231L5 228H2ZM8 229H9V228H8ZM8 229H7V231H8ZM15 229H16V228H15ZM15 229H14V231H15ZM44 229H45V227H44ZM132 229H133V228H132ZM139 229H140V228H139ZM141 229L143 230L142 227H141ZM151 229H152V228H151ZM36 230H40V229H36ZM65 230H66V229H65ZM65 230H64V231H65ZM145 230H146V229H145ZM145 230H143V232H144ZM148 230H149V229H148ZM152 230H153V229H152ZM175 230H176V229H175ZM7 231L5 230L4 232H7ZM22 231H23V230H22ZM50 231H51V230H50ZM54 231H55V230H54ZM138 231H140V230H138ZM154 231H156V228H155ZM154 231H153V232H154ZM0 232H1V231H0ZM15 232L17 233V231H15ZM15 232H14V233H15ZM18 232H19V231H18ZM26 232H27V231H26ZM28 232H29V231H28ZM28 232H27V234H28ZM30 232H31V230H30ZM39 232H41V231H39ZM43 232H44V230H43ZM70 232H71V231H70ZM128 232H130V231H128ZM147 232H148V231H147ZM8 233H13V230H12V232L8 231ZM8 233H7V234H6V233H3V234L9 235ZM21 233H22V232H21ZM35 233H36V232H35ZM37 233H38V232H37ZM41 233H42V232H41ZM51 233H52V232H51ZM63 233H64V232H63ZM132 233H133V231H132ZM1 234H2V232H1ZM17 234H18V233H17ZM29 234H30V233H29ZM43 234L45 235V232H44ZM43 234H42V236H41L40 234H39V235H40L41 237H43V236H44ZM49 234H50V233H49ZM49 234H48V235H49ZM53 234H54V233H53ZM72 234H73V233H72ZM146 234H147V233H146ZM152 234H153V233H152ZM6 235H4V236L7 237ZM10 235H11V234H10ZM31 235L33 236V234H31ZM50 235L52 236V234H50ZM66 235H68V234H66ZM125 235H126V234H125ZM127 235H128V233H127ZM153 235H154V234H153ZM0 236H1V235H0ZM24 236H25V235H24ZM26 236H27V235H26ZM26 236H25V237H26ZM37 236H38V234H37ZM45 236H46V235H45ZM45 236H44V237H45ZM54 236H55V235H54ZM54 236H53V237H54ZM61 236H62V235H61ZM141 236H142V235H141ZM145 236H146V235H145ZM151 236H152V235H151ZM151 236H150V237H151ZM13 237H14V236H13ZM20 237H21V236H20ZM27 237H28V236H27ZM30 237H31V236H30ZM44 237H43V238H44ZM72 237H73V236H72ZM123 237H124V235H123ZM131 237H132V236H131ZM133 237H134V236H133ZM136 237H137V235H136ZM143 237H144V236H143ZM1 238H2V236H1ZM8 238H10V237H8ZM8 238H7V239H8ZM16 238H17V237H16ZM21 238H22V237H21ZM33 238H34V237H33ZM33 238H32V240H33ZM39 238H40V237L35 238V240H37V239H39ZM43 238H42V240H43ZM46 238H47V237H46ZM48 238H50V236H49ZM125 238H126V237H125ZM128 238H129V236H128ZM134 238H135V237H134ZM138 238H139V237H138ZM146 238H147V236H146ZM148 238H149V237H148ZM12 239H13V238H12ZM18 239L20 240V238H18ZM61 239H62V238H61ZM66 239H67V238H66ZM66 239L64 238V240H66ZM70 239H71V238H70ZM144 239H145V238H144ZM149 239H150V238H149ZM5 240H6V239H5ZM5 240L2 239V241H4V243H5ZM13 240H14V239H13ZM15 240H16V239H15ZM24 240H25V239H24ZM32 240H30V241H32ZM44 240H45V239H44ZM50 240H51V239H50ZM56 240H58V239H56ZM121 240H123V239L121 238ZM121 240H120V241H121ZM138 240H139V239H138ZM140 240H141V239H140ZM6 241H7V240H6ZM11 241H12V240H11ZM26 241H27V238H26ZM39 241H40V240H39ZM39 241L37 240V242H39ZM51 241H52V240H51ZM69 241H70V240H69ZM123 241H124V240H123ZM128 241H129V240H128ZM128 241H127V242H128ZM132 241H133V240H132ZM7 242H9V241H7ZM13 242H14V241H13ZM17 242H18V241H17ZM17 242H14V243L16 244ZM37 242L35 241V243H37ZM58 242H59V241H58ZM134 242H135V240H134ZM134 242H129V243L132 244V243H134ZM142 242H143V241H142ZM0 243H2V245L4 244L3 242H0ZM10 243H11V242H10ZM10 243H8V244H10ZM25 243H27V242H25ZM39 243H40V242H39ZM54 243H55V242H54ZM60 243H62V242L60 241ZM140 243H141V241H140ZM17 244H18V243H17ZM27 244H28V243H27ZM31 244H32V242L29 243V245H31ZM44 244H45V241H44ZM57 244H58V243H57ZM124 244H126V243H124ZM136 244H137V243H136ZM136 244H135V245H136ZM180 244H181V243H180ZM11 245H12V244H11ZM11 245H9V246H11ZM19 245H20V244H19ZM39 245H41V243H40ZM127 245H129V244H127ZM127 245H126V247H127ZM178 245H179V244H178ZM3 246H4V245H3ZM12 246H13V245H12ZM14 246H15V245H14ZM20 246H21V245H20ZM25 246H26V245H25ZM32 246H33V244H32ZM43 246H45V245H43ZM47 246H49V245L47 244ZM138 246H139V244H138ZM36 247H37V246H36ZM56 247H58V245H57ZM62 247H63V246H62ZM132 247H133V246H132ZM139 247H140V246H139ZM0 248H1V247H0ZM15 248H16V247H15ZM17 248H18V247H17ZM24 248H25V247H24ZM26 248H27V246H26ZM31 248H32V247H31ZM172 248H173V247H172ZM176 248H177V247H176ZM1 249H2V248H1ZM1 249H0V250H1ZM13 249H14V248H13ZM27 249H28V248H27ZM44 249H45V248H44ZM44 249H43V250H44ZM48 249H49V248H48ZM48 249H47V250H48ZM59 249H60V248H59ZM63 249H64V248H63ZM152 249H153V248H152ZM174 249H175V248H174ZM177 249H178V248H177ZM2 250H3V249H2ZM2 250H1V252H2ZM6 250H7V249H6ZM16 250H17V249H16ZM18 250H19V248H18ZM38 250H39V249H38ZM38 250H37V252H38ZM43 250H42V251H43ZM53 250H54V249H53ZM56 250H57V249H56ZM66 250L68 251V249H66ZM115 250H117V249H115ZM127 250H128V248H127ZM134 250H135V249H134ZM134 250H133V251H134ZM168 250H169V249H168ZM170 250H171V249H170ZM179 250H180V249H179ZM7 251H8V250H7ZM11 251H12V249H11ZM24 251H25V250H24ZM24 251H23V252H24ZM28 251H30V250H28ZM31 251H32V250H31ZM57 251H58V250H57ZM57 251H56V252H57ZM105 251H108V250H105ZM112 251H113V250H112ZM112 251H111V253L113 254ZM146 251H147V250H145V252H146ZM163 251H164V250H163ZM163 251H162V254H163ZM166 251H167V250H166ZM15 252H16V251H15ZM21 252H22V250H21ZM32 252H33V251H32ZM32 252H31L30 254H32ZM35 252H36V251H35ZM40 252H41V251H40ZM46 252H47V251H46ZM58 252H59V251H58ZM141 252H142V251H141ZM150 252H151V251H150ZM153 252H154V251H153ZM160 252H161V251H160ZM160 252H159V253H160ZM171 252H172V251H171ZM44 253H45V252H44ZM48 253H50V252L48 251ZM78 253H79V252H78ZM80 253H81V252H80ZM101 253H102V252H101ZM103 253H104V252H103ZM111 253H109V254H111ZM116 253H117V251H116ZM116 253H115V254H116ZM143 253H144V252H143ZM165 253H166V252H165ZM11 254H12V253H11ZM13 254H14V253H13ZM16 254H17V253H16ZM18 254H19V253H18ZM37 254H38V253H37ZM54 254H55V253H54ZM60 254H61V253H60ZM68 254H69V253H68ZM76 254H77V253H76ZM99 254H100V253H99ZM139 254H140V253H139ZM145 254H146V253H145ZM168 254H169V251H168ZM174 254H175V253H174ZM6 255H7V254H6ZM25 255H26V254H25ZM25 255H24V256H25ZM27 255H29V254H27ZM35 255H36V254H35ZM42 255H43V254H42ZM50 255H51V254H50ZM72 255H73V254H72ZM80 255L83 256L82 254H80ZM104 255H106V254H104ZM131 255H132V253H131ZM165 255H166V254H165ZM165 255L163 254V256H165ZM169 255H170V254H169ZM172 255H173V254H172ZM24 256H23V258H24ZM38 256H39V255H38ZM60 256H61V255H60ZM107 256H108V255H107ZM111 256H112V255H111ZM111 256H110V258H111ZM142 256H143V255H142ZM145 256H146V255H144V257H145ZM157 256H158V254H156V257H157ZM0 257H2V256H0ZM3 257H5V256L3 255ZM10 257H11V256H10ZM19 257H20V255H19ZM27 257H30V256H27ZM41 257H42V256H41ZM53 257H54V256H53ZM84 257H85V256H84ZM97 257H98V256H97ZM97 257H96V258H97ZM133 257H134V255H133ZM148 257H149V255H148ZM150 257H151V256H150ZM152 257H154V256H152ZM17 258H18V257H17ZM31 258H33L32 255H31ZM46 258H47V257H46ZM80 258H82V257H80ZM102 258H103V257H102ZM130 258H131V256H130ZM142 258H143V257H142ZM145 258H147V257H145ZM0 259H1V258H0ZM3 259H5V258H3ZM11 259H12V258H11ZM13 259H14V258H13ZM19 259H20V258H19ZM33 259H34V258H33ZM36 259H37V258H36ZM54 259L56 260V258H54ZM59 259H60V258H59ZM77 259H78V257H77ZM84 259H85V258H84ZM108 259H109V258H108ZM138 259H139V257H138ZM138 259H137V261H139ZM140 259H141V258H140ZM148 259H149V258H148ZM8 260H9V259H8ZM15 260H16V259H15ZM46 260H47V259H46ZM46 260H45V261H46ZM68 260H69V259H68ZM72 260H73V259H72ZM75 260H76V259H75ZM75 260H74V262H75ZM86 260H87V259H86ZM88 260H90V259H88ZM109 260H110V259H109ZM111 260H112V259H111ZM131 260H133V258H132ZM2 261H3V260H2ZM5 261H6V260H5ZM9 261H10V260H9ZM17 261L19 262L20 260L17 259ZM17 261H15V262H17ZM22 261H23V260H22ZM38 261H39V260H38ZM50 261L53 262V261L51 260V258H50ZM62 261H63V260H62ZM100 261H101V260H100ZM100 261H99V262H100ZM133 261H135V260H133ZM7 262H8V261H7ZM32 262H33V261H32ZM35 262H36V261H35ZM40 262H41V261H40ZM46 262H47V261H46ZM69 262H70V261H69ZM78 262H80V261H78ZM82 262H83V260H82ZM104 262H106V261H104ZM141 262H142V261H141ZM145 262H146V261H145ZM0 263H2V262H0ZM22 263H23V262H22ZM25 263H26V262H25ZM29 263H30V260H29ZM37 263H38V262H37ZM60 263H62V262H60ZM60 263H59V264H60ZM65 263H66V261H65ZM67 263H68V262H67ZM112 263H113V262H112ZM114 263H115V262H114ZM4 264H5V263H4ZM10 264H11V263H10ZM16 264H17V263H16ZM18 264H19V263H18ZM20 264H21V263H20ZM41 264H42V262H41ZM57 264H58V263H57ZM69 264H70V263H69ZM89 264H90V263H89ZM92 264H93V263H92ZM99 264H100V263H99ZM118 264H119V263H118Z\"/></svg>", "mask_w": 264, "mask_h": 264}]
</instances>
